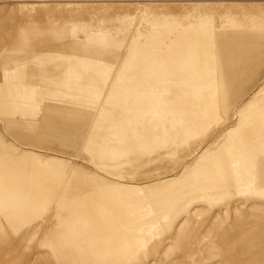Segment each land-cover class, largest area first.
I'll return each instance as SVG.
<instances>
[{
	"label": "rangeland",
	"instance_id": "obj_1",
	"mask_svg": "<svg viewBox=\"0 0 264 264\" xmlns=\"http://www.w3.org/2000/svg\"><path fill=\"white\" fill-rule=\"evenodd\" d=\"M67 29L77 30L83 38L119 34L126 45L129 41L143 43L146 37V49L154 48V61L164 57L163 35L168 40L164 43L174 48L191 45L171 43L170 36L178 33L203 35L209 45L215 46L234 43L233 39L238 38L243 54L247 53L245 58L251 60L250 45L264 39V0H0V102L14 93V84L5 81L1 72L6 66L20 65L6 63L14 39L28 32L29 38L44 40L51 33ZM127 51H118L121 58L111 65L105 93L92 103L97 110L108 106V112L112 99L125 96L131 89L137 108H146L150 80L146 76V83L139 85L140 75H146V70L142 74L139 71V58L146 61V69L151 60L147 50H137L136 54L133 50L132 59L138 61L131 71V65L123 60ZM22 65L34 66L28 62ZM122 79L127 82L125 88L112 90ZM244 88L238 106L196 138L185 159L181 154L164 161L142 151L138 153L136 145L124 152L129 146L116 143L117 138L111 135L113 129L90 122L66 125L58 133L50 128L52 133L46 134L49 141L43 149L22 146L4 126L19 125V121H0V140L11 145H0V152L19 154L20 159L22 155L35 154L34 161L30 156L29 162L0 164V169H29L34 175L0 178V210L5 208L3 199H13L7 201V209H16L8 219H0L9 235L6 242L0 243V264H264V187H258L256 181L264 178V157L260 159V155L253 153L254 157L244 162L241 169L239 164L234 166L228 178V182L236 183L234 189L200 208L196 200L199 193L190 192L195 189L190 183L197 178L196 171L191 170V177L185 179L187 187L180 182L203 148H210V152L225 148L233 152L242 148L256 151L249 146L259 145L261 137L246 138L252 133L264 135V119L257 118L264 115V63L256 78ZM20 109L24 112L17 117L26 122V115L33 108L25 105ZM102 112L100 117L104 119ZM235 112L245 116L253 113L252 118L256 116L257 120L252 125H237L231 119ZM98 114L96 111L94 119ZM105 118L111 119L105 125H114L112 115L108 113ZM174 127L162 130L153 125L148 133L174 134ZM160 140L149 139L153 146ZM243 142L247 145L243 146ZM237 143L241 144L239 148ZM176 199L180 209L171 222H166L163 218L168 211L160 209L162 203L169 205ZM186 211L189 215L183 216ZM83 213L93 216L98 223L135 235L140 248L132 254L125 242L116 237L105 236L103 241L96 242L90 236L59 229L71 217ZM151 220L156 222L148 225ZM78 222L84 223L86 218L82 216Z\"/></svg>",
	"mask_w": 264,
	"mask_h": 264
},
{
	"label": "bare ground",
	"instance_id": "obj_2",
	"mask_svg": "<svg viewBox=\"0 0 264 264\" xmlns=\"http://www.w3.org/2000/svg\"><path fill=\"white\" fill-rule=\"evenodd\" d=\"M161 39L163 45H165L162 46L161 50L162 57L164 55L162 60L154 61V48L153 50L150 47L146 49L147 57L151 60L149 68L146 69V76L148 81L150 80V83L147 84L146 108H137V101L134 99V92L131 89L125 96L118 94L121 97L116 96L112 99L109 111L102 113L104 119L100 117L102 116L101 113L98 116L101 119L100 125L113 129L111 135L117 138L116 143L129 146V149L124 152L131 151V146L136 145L138 153L144 152L148 155L158 156L159 159L164 161L178 158L181 154H183L181 158L185 159L187 154L190 153L192 145L195 144V139L203 135L209 126L218 124L219 117H226L240 103L245 90L244 86L249 85L256 78L257 71L264 63V58H262L264 55V39L250 45L249 49L252 52L251 57H253L251 60L245 58L244 54L247 53L243 54L245 51H242L243 47L240 46L241 42L238 38L233 39L234 43L232 41L230 44L224 43L215 46V44H208L207 37L196 33L185 32L178 33L177 36H170L171 43L176 41L191 44L184 48L168 46L164 43L166 39L164 35ZM134 52L136 54V51ZM255 53H259L258 58H256ZM108 113L113 116L114 125H105L108 120H111L105 118ZM237 113L235 112L231 118L237 121V125H252L258 117L264 119V115H257V118L256 116L252 118L253 113L248 116L237 115ZM224 122L222 123L224 124ZM153 125H159L162 130L175 126L176 132L174 134L160 132L156 135H149L148 130ZM217 130L219 131V129ZM249 135L246 138L247 140L261 137L259 145L249 146L256 148V151H247L250 148H242L238 149V152H233L230 148H225V151L210 152V148H203L194 164H191L196 165L194 167L190 166V169L186 171V175L180 178L182 185L187 187L185 179L191 177L193 173L191 170L196 171L197 178L190 183L191 188L195 189L190 190V192L199 193V197L196 199L198 208L208 202L215 203L216 201L212 199L217 198L220 200L225 193L229 194L234 189L236 183L228 182L234 166L237 167L239 164L241 169L244 162H248L249 159L254 157L253 153L260 155V159L264 157V145H261L264 144V135L260 136L259 133ZM153 137L162 140L153 146V142L149 141ZM130 138L134 139L131 140ZM246 142L242 143L243 146L247 145L244 144ZM95 144H98V142L96 141ZM236 146L239 148L241 144L237 143ZM239 155H242V158L239 159ZM118 157L119 155H116V158ZM188 162L189 160L181 169H184ZM262 162L264 163L263 160ZM191 167L193 168L191 169ZM262 169L264 170V166ZM262 178L256 180L258 187H264V178ZM178 202L179 200L176 199L171 201L169 205L162 203L160 209L165 212L168 211L165 217H162L166 222H171L178 213L180 209ZM184 209H188V207ZM188 215L189 211L183 214V216ZM82 216L86 218L84 223L78 222V219H81ZM155 222V220H151L148 225ZM112 227L114 226L107 225L104 222L98 223L93 216H86V213H83L80 216L71 217L67 222L60 225L59 229L68 232L73 231L76 235L90 236L96 242L103 241L105 236L108 238L116 237L117 240L125 242L132 254L138 247L140 248L135 235H127L117 227H114L115 230H111ZM8 237V233L0 225V243L6 242Z\"/></svg>",
	"mask_w": 264,
	"mask_h": 264
},
{
	"label": "crops",
	"instance_id": "obj_3",
	"mask_svg": "<svg viewBox=\"0 0 264 264\" xmlns=\"http://www.w3.org/2000/svg\"><path fill=\"white\" fill-rule=\"evenodd\" d=\"M29 36L30 33L26 32V35H22L21 38L16 37L11 45L12 48L7 53L9 58L6 63H20L19 67L11 65L1 70L5 81L14 84L12 88L14 93L0 102V121H19V125L12 123L16 125L4 126L20 143L18 145L37 146L40 149L48 144L49 140L46 139L49 136L46 134L52 133L49 131L50 128L56 129L58 133L66 125H85L87 122H90V125H100L99 116L94 119L95 113L96 111L98 115L101 111L105 113L108 106L100 111L97 110V105L93 106L92 103L97 102L102 93H105L111 65L121 58V52L118 51L128 50L127 56L122 59L125 64L131 65V71H133L132 65L134 63L137 66L138 60L132 59V51L146 50L147 46L146 37L143 43L130 44L129 41L126 45L124 37L119 34L83 38L75 29L51 33L44 40H36ZM23 62L33 63L34 66L25 67L22 65ZM139 67L141 74L142 70L145 72L146 61L139 58ZM27 81L33 85H28ZM138 81L140 86L143 81L146 83V75H140ZM130 83L132 82L128 81V84ZM134 83L136 88L138 83L136 77ZM125 84L127 82L122 79L112 90L115 87L125 88ZM25 105L33 108L29 109L30 113L26 115L28 118L26 122L17 117L24 112L20 107ZM33 130L35 131L32 133ZM56 137L59 136L56 135ZM0 145L11 146L4 143L3 139L0 140ZM30 156L34 161L35 154L22 155L20 159L19 154L0 152V164L19 160L29 162ZM10 171L11 173H8ZM31 173L29 169L15 172L0 169V178L25 176L30 178ZM10 200L13 199H3L2 205L5 204V208L0 210V219H8L13 211H16V209H7V204L10 203L7 201ZM0 223L5 224L3 220H0Z\"/></svg>",
	"mask_w": 264,
	"mask_h": 264
}]
</instances>
